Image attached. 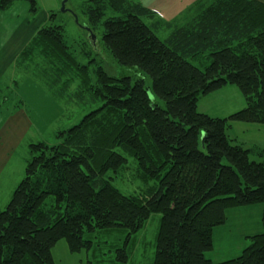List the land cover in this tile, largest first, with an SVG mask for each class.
<instances>
[{
    "label": "trees",
    "instance_id": "obj_1",
    "mask_svg": "<svg viewBox=\"0 0 264 264\" xmlns=\"http://www.w3.org/2000/svg\"><path fill=\"white\" fill-rule=\"evenodd\" d=\"M20 1L37 14L35 0H0V11ZM87 3L88 27L102 32L114 62L148 75L152 87L111 76L102 66L92 84L64 28L40 27L18 70L29 72L38 57L47 60L29 73L52 95L50 80L63 69L77 72L90 103L101 106L59 132L56 145H30L25 176L0 210V264H54L59 241L72 253L89 251L93 242L84 236L98 230L125 229L127 244L153 214L162 216L154 264H213L207 254L227 212L264 206V151L257 150L262 162L251 161L252 151L226 135L229 121L264 125V2L198 0L182 25L161 21L137 0ZM164 30L170 35L163 41ZM80 54L88 58L92 51L84 47ZM228 84L240 89L247 107L228 120L200 114L199 96ZM121 151L136 160L143 181H158L147 198L113 186L128 163ZM50 197L55 204L43 209ZM117 253L125 264L126 247ZM218 264H264V233L247 239L239 257Z\"/></svg>",
    "mask_w": 264,
    "mask_h": 264
},
{
    "label": "rangeland",
    "instance_id": "obj_2",
    "mask_svg": "<svg viewBox=\"0 0 264 264\" xmlns=\"http://www.w3.org/2000/svg\"><path fill=\"white\" fill-rule=\"evenodd\" d=\"M37 4V17L41 19L46 15L42 25L62 26L65 31V38L71 50L75 52L76 59L82 65L89 67V75L96 84L97 76L95 69L102 66L111 76L123 78L128 77L135 83L143 80L146 88L152 87L151 78L135 69L120 66L114 62L112 56L105 50L102 43V32L94 33L97 37L95 46L89 43L88 33L85 28L88 24V17L84 11L88 6V0H68L66 10L61 11L62 0H35ZM135 1V0H132ZM143 5L158 4L157 0H137ZM169 6L163 5L164 16L159 13L158 17L169 23L182 25L185 22L188 11L198 2V0H167ZM160 2V0H159ZM33 14L30 11L28 1L15 3L9 10L0 11V39L7 37L13 30L23 29L26 17ZM35 15V16H36ZM50 15H55L50 19ZM111 15L109 11L107 17ZM148 23L147 20H145ZM170 31L164 30L158 34L161 40H166ZM0 41V43L2 42ZM88 43V45H83ZM87 52L92 51L90 57L85 58L80 54L82 48ZM33 59H36L34 57ZM90 60H95L89 63ZM47 60L39 58L32 64H45ZM30 64L31 74L35 73V66ZM57 64V63H53ZM46 66V65H42ZM40 67V66H39ZM41 68V67H40ZM21 75H17L19 82L17 87L9 74L0 78V98L1 104L5 108L13 109L21 98L25 99L28 108L27 113L32 120L33 128L25 131L22 135H17L16 144L9 152L5 166L0 171V210L3 211L11 200V197L25 176L27 161L31 159L29 147L31 144L44 143L54 146L58 143L57 134L61 131L79 124L82 119L101 103H90L91 95L82 88V82L78 73L62 70V75L50 80L49 92L44 86L35 81L26 70H20ZM52 78V77H51ZM80 91H82L80 93ZM78 94L76 96L75 94ZM152 96V94H150ZM78 97V98H77ZM80 99V100H79ZM161 107H165L164 102L153 96L152 98ZM247 107L245 98L240 89L234 84H228L219 90L199 96L198 112L214 119L228 120L232 115L244 110ZM5 118H2L0 124ZM226 135L232 145L242 146L245 150L252 151L251 161L262 162L257 156V150L264 151V125L245 122H228ZM122 152V151H121ZM123 153V152H122ZM124 154V153H123ZM128 163L112 181V184L122 194L128 197L143 196L147 194V189L157 187V180L145 182L140 177L136 160L128 154H124ZM149 196V195H148ZM146 196V198L148 197ZM55 204L54 197L47 199L43 209H48ZM161 214H153L149 218L143 229L132 235L131 240L126 244L128 233L125 229H105L94 233H87L86 240L93 242L92 249L83 250L80 253H72L66 240L59 241L52 249L54 264H120L118 261V249L126 247L128 260L125 264H154L156 255V238L159 231Z\"/></svg>",
    "mask_w": 264,
    "mask_h": 264
},
{
    "label": "crops",
    "instance_id": "obj_3",
    "mask_svg": "<svg viewBox=\"0 0 264 264\" xmlns=\"http://www.w3.org/2000/svg\"><path fill=\"white\" fill-rule=\"evenodd\" d=\"M264 2V0H258ZM158 4L148 3L144 5L155 12L158 17L159 13L165 17L164 8L161 4L169 6L167 0H157ZM159 12V13H158ZM30 15L26 17V23L23 29L13 30L8 33L7 37L0 43V78L9 74L13 85L17 87L21 75L17 64L23 50L29 45L37 31L42 27V22L46 15L41 19ZM161 19L160 17H158ZM187 18V17H186ZM166 22L165 20H162ZM48 91V90H47ZM26 108L27 102L21 98L13 109H7L4 103L1 104L0 98V171L5 166L8 154L16 144L17 135H22L25 131H31L33 128ZM264 206H253L247 208L234 209L227 212V221L225 225L216 228L213 232V250L207 254V258L213 263L218 264L239 257L247 246V239L264 233L262 222Z\"/></svg>",
    "mask_w": 264,
    "mask_h": 264
},
{
    "label": "water",
    "instance_id": "obj_4",
    "mask_svg": "<svg viewBox=\"0 0 264 264\" xmlns=\"http://www.w3.org/2000/svg\"><path fill=\"white\" fill-rule=\"evenodd\" d=\"M67 2H68V0H62V2H61V11L62 12H68L66 10ZM85 31L88 33L89 42H91L92 46H95L96 41H97V37L92 33V31H91V29L89 27H86Z\"/></svg>",
    "mask_w": 264,
    "mask_h": 264
},
{
    "label": "bare ground",
    "instance_id": "obj_5",
    "mask_svg": "<svg viewBox=\"0 0 264 264\" xmlns=\"http://www.w3.org/2000/svg\"><path fill=\"white\" fill-rule=\"evenodd\" d=\"M92 31V30H91ZM93 33V32H92ZM94 34V33H93ZM95 35V34H94Z\"/></svg>",
    "mask_w": 264,
    "mask_h": 264
}]
</instances>
